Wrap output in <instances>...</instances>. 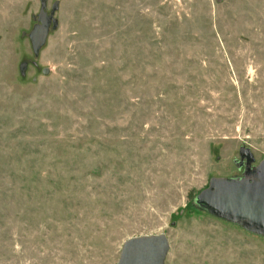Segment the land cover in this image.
<instances>
[{"label": "rangeland", "instance_id": "1", "mask_svg": "<svg viewBox=\"0 0 264 264\" xmlns=\"http://www.w3.org/2000/svg\"><path fill=\"white\" fill-rule=\"evenodd\" d=\"M242 149L264 158V0H0V264L159 233L164 264H264L196 203Z\"/></svg>", "mask_w": 264, "mask_h": 264}, {"label": "water", "instance_id": "2", "mask_svg": "<svg viewBox=\"0 0 264 264\" xmlns=\"http://www.w3.org/2000/svg\"><path fill=\"white\" fill-rule=\"evenodd\" d=\"M45 36L44 27L35 29L36 46ZM244 152V178H211L196 196V203L210 214L264 235V158L251 167L252 155L248 149H242L241 158L245 157ZM168 248V238L163 233L134 236L122 243L116 264H164Z\"/></svg>", "mask_w": 264, "mask_h": 264}, {"label": "flooded vegetation", "instance_id": "3", "mask_svg": "<svg viewBox=\"0 0 264 264\" xmlns=\"http://www.w3.org/2000/svg\"><path fill=\"white\" fill-rule=\"evenodd\" d=\"M246 152H244L245 154ZM245 156V160H246V157H247V154L244 155ZM245 160H244V167H245ZM249 179H253V177L251 175L248 176Z\"/></svg>", "mask_w": 264, "mask_h": 264}]
</instances>
